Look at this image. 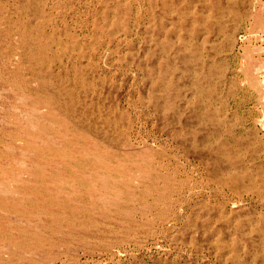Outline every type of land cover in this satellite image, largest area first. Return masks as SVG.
I'll list each match as a JSON object with an SVG mask.
<instances>
[{
  "label": "rangeland",
  "instance_id": "1",
  "mask_svg": "<svg viewBox=\"0 0 264 264\" xmlns=\"http://www.w3.org/2000/svg\"><path fill=\"white\" fill-rule=\"evenodd\" d=\"M0 264H264V0H0Z\"/></svg>",
  "mask_w": 264,
  "mask_h": 264
},
{
  "label": "bare ground",
  "instance_id": "2",
  "mask_svg": "<svg viewBox=\"0 0 264 264\" xmlns=\"http://www.w3.org/2000/svg\"><path fill=\"white\" fill-rule=\"evenodd\" d=\"M180 29V28H179ZM183 40V39H182ZM203 44V43H202ZM200 98V97H199ZM67 172V171H66ZM61 176V175H60ZM33 180V179H32ZM72 181V180H71ZM104 191V190H103ZM48 193V192H47ZM49 194V193H48ZM51 195V194H50ZM54 198H55V196H54ZM85 199V198H84ZM86 200V199H85ZM49 201V200H48ZM77 201V200H76ZM67 202V201H66ZM87 202V201H86ZM48 203V202H47ZM89 203H90V201H89ZM56 204V203H55ZM65 205V204H64ZM73 206V205H72ZM96 209V208H95ZM49 214V213H48ZM75 215H76V213H75ZM82 216H83V214H82ZM71 217H73V216H71ZM60 219H62V218H60ZM67 221H69V220H67ZM60 222V221H59ZM71 224V223H70ZM61 226V225H60ZM6 239H7V237H6ZM10 239V238H9ZM8 239V240H9ZM26 242V241H25ZM20 244V243H19ZM6 250V249H5ZM15 257V256H14Z\"/></svg>",
  "mask_w": 264,
  "mask_h": 264
}]
</instances>
